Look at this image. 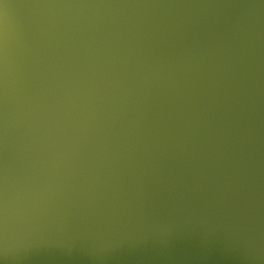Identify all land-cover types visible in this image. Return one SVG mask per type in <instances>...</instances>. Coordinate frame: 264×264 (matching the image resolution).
Here are the masks:
<instances>
[{
	"label": "water",
	"instance_id": "obj_1",
	"mask_svg": "<svg viewBox=\"0 0 264 264\" xmlns=\"http://www.w3.org/2000/svg\"><path fill=\"white\" fill-rule=\"evenodd\" d=\"M71 39L102 59L112 58V75L119 72L112 95L116 98L117 88L127 84L131 100L127 109L135 119L146 113V148L150 150L155 143V136L152 140L148 137L149 128L158 130V126H152V114L160 117L165 139L169 135L173 139L169 141L173 151L167 162L177 149L191 159L189 142L195 144L194 136L199 131V142L211 146L206 156H214L215 149V156L220 152L219 162L227 168L223 179H227V172L230 185L240 192V211L247 213L252 188L264 196V0H0V154L2 151L6 159L0 175L21 152L30 165L39 170L47 168L48 177H55L53 182L64 183L57 180L61 177L67 181L69 172L73 173L63 164L69 163L67 156L78 140L87 145L95 167V150L83 115L92 109L87 119L93 128L100 104L87 107L91 102L79 99L75 92L74 108L57 82L60 71L53 54L54 43ZM42 53L47 54L51 64L50 92L63 108H55L43 91L39 100L44 118L51 121V130L47 124L42 130L36 129V122L27 130L26 89L43 66ZM167 63L176 67V84H169L171 92L180 85L182 99L178 107L169 97L167 107L160 108V103L157 110L154 107L158 103L150 92L157 84L163 90L168 86L162 84L165 78L161 79L164 76L160 71ZM107 72L102 77H107ZM39 88L43 90L41 85ZM138 91L144 96L141 102L135 98ZM125 109L123 106L119 120L126 125ZM114 112L117 128L119 121ZM33 114L36 116L35 111ZM172 118L177 121L171 124L170 133L166 127ZM99 127L96 121L93 137L98 143ZM136 131L141 135L137 126ZM137 140L136 147L142 149V139ZM146 148L142 152L147 153ZM53 150L62 154L59 160L52 157ZM252 164L255 168L243 173L246 165ZM186 173L184 183H193V176ZM16 183L23 180L17 178ZM61 187L68 188L65 183ZM27 195L18 196L17 206H22Z\"/></svg>",
	"mask_w": 264,
	"mask_h": 264
},
{
	"label": "rangeland",
	"instance_id": "obj_2",
	"mask_svg": "<svg viewBox=\"0 0 264 264\" xmlns=\"http://www.w3.org/2000/svg\"><path fill=\"white\" fill-rule=\"evenodd\" d=\"M54 45L53 54L57 71H60L59 74L57 73V82L59 88L62 87L60 89L63 94L70 97H68L70 104L75 108L73 103L75 92L78 93L79 99L84 98L85 102H91L86 105L87 107L100 104L98 109L100 112L98 111L94 118L93 128L90 127L87 119L92 109L86 110L83 115L91 141H94L96 158L98 157L95 159L96 174L93 155L87 145L79 140L75 142L74 151L67 156L69 163L63 164V167H71L74 174L69 172L67 181L56 177L60 179L57 180L58 182H64L69 189L66 187L62 189L61 185L64 183L53 182L55 177H48L47 168L39 170L37 166L27 163L25 155L21 152L17 153L16 157L13 156L14 160L10 162V168L0 175V264H257L261 233L264 232V196L260 191L256 187L252 188L246 215L244 211L243 213L240 211V192L234 186L227 184L230 214L224 209V216L216 215L213 218L209 243L204 226L193 232L189 229L187 222L174 225L172 214L175 193L185 190L184 175L191 159H188L182 150L177 149L173 152L174 154H171L173 155L171 162H167L169 154L173 151L169 141L172 142L173 139L171 135L165 139L163 125L158 126V130L154 126L153 128L156 129L154 132L149 128L148 134L150 140L155 135H159L157 143L160 147L159 153L152 152L151 145L150 150L146 148L149 146L146 143L147 140L141 138L145 137L143 127L146 125V113L144 116L140 115V119H135L131 111H127L129 110L127 107L131 105L127 84L123 88V84L117 88L116 98L112 95L119 72L112 75L111 57L102 59L95 52L78 47L76 40L72 39L69 42L55 41ZM40 59H44L40 62L43 66L38 70V76H32V82L26 89L28 106L25 129L27 130L31 129L34 122L37 125L36 129L42 130L47 124L48 130H51V121L44 118L42 103L38 99V95L43 91L46 96L48 94L50 101L54 100L52 103L55 104V108L62 107L58 105L60 102L56 96L50 92L52 88L48 73L51 70V64L48 62L47 54L42 53ZM106 70L110 73L107 72V77L104 78L102 76ZM160 71L164 76L161 79L165 78L162 84H168V86L163 90L157 84V87H154L157 91L152 90L151 96L154 97L157 105L161 103L162 109L167 107L166 102L169 97L172 100L174 98L171 101L175 103V106L180 107L179 99L182 97L180 85L174 92L173 90L171 92L169 87V84H176L173 81V77L176 76L175 65L167 63L161 67ZM158 82L161 84V81ZM139 84H141L140 81ZM38 85H44L43 90L40 91ZM34 91L38 95L37 93L31 95ZM170 92L171 95H169ZM142 97H144L143 94L138 91L136 101L141 102ZM47 101L49 102L48 98ZM157 105L155 104L154 108L159 110ZM123 106L126 107L127 120H132L126 121V125L119 121ZM34 111L36 116L33 114ZM113 112L119 121L117 128L113 124ZM96 121H99L100 129L104 130L106 127V130H111V133L105 132L111 136L104 133L102 144H98L93 137ZM106 121H109L110 125L104 124ZM175 121L177 118L174 120L172 118L169 127H166L170 133L171 124ZM136 126H140L141 135L136 131L133 132L132 129H136ZM128 133L133 134L130 136L134 141L139 138L142 142L144 141L143 144L146 145H141V148L145 147L147 153L141 151V156L137 155L131 146L132 139L128 138ZM29 135L28 133L27 137H30ZM137 142L138 140L135 142L136 145ZM5 163L6 159L3 158L1 151L0 169ZM166 165L167 170L162 174ZM53 168L52 165L50 170L52 171ZM225 176H227L225 181L229 180L227 172ZM17 178L23 180V183L17 184ZM142 183L143 185H140ZM253 185L258 186L255 181ZM235 190L238 193L234 195ZM25 194H28V197L22 206H17L18 196ZM209 200L201 201L209 203ZM211 200L214 202L213 199ZM168 202L170 205L166 206ZM142 206L145 207L146 214L138 220L137 214ZM155 206L158 208H156L157 221L152 230L149 228L152 225V210ZM243 224H245L244 227ZM221 230L228 235L226 244L220 243L223 234ZM205 242L208 244L205 245ZM239 245L240 250L241 246L245 247L241 252H237ZM149 254H151L150 257H148Z\"/></svg>",
	"mask_w": 264,
	"mask_h": 264
},
{
	"label": "bare ground",
	"instance_id": "obj_3",
	"mask_svg": "<svg viewBox=\"0 0 264 264\" xmlns=\"http://www.w3.org/2000/svg\"><path fill=\"white\" fill-rule=\"evenodd\" d=\"M45 54V53H44ZM45 56V55H44ZM42 58V57H41ZM44 60V59H43ZM42 60V61H43ZM49 60V59H48ZM45 61H47L45 59ZM49 62V61H48ZM42 64V63H40ZM168 66V65H167ZM47 67V66H46ZM50 69V68H49ZM45 70V69H44ZM47 70V69H46ZM48 71V70H47ZM47 73V72H46ZM110 73V72H108ZM49 74V73H48ZM46 76V74H44ZM46 78V77H45ZM48 78V77H47ZM38 80V79H37ZM36 80V81H37ZM32 82V81H31ZM43 82V81H42ZM50 82V81H49ZM39 82H37L38 84ZM45 83V82H43ZM142 83V82H141ZM36 84V83H35ZM33 85V84H32ZM39 86V85H38ZM44 86V85H43ZM42 86V87H43ZM46 87V86H45ZM121 87V86H120ZM30 88V87H29ZM41 88V87H40ZM123 88V87H122ZM121 88V89H122ZM156 88V87H155ZM46 89V88H45ZM34 90V89H33ZM123 90V89H122ZM121 90V91H122ZM156 90V89H155ZM47 91V90H46ZM157 91V90H156ZM38 92V90H37ZM65 92V91H64ZM161 92V91H160ZM34 93V92H33ZM50 93V92H49ZM155 93V91H154ZM159 94V93H158ZM157 94V95H158ZM34 95V94H33ZM38 95V93H37ZM176 95V94H175ZM39 96V95H38ZM67 96V95H66ZM125 96V95H124ZM141 96V95H140ZM174 96V95H173ZM179 96V95H178ZM31 97V96H30ZM54 97V96H53ZM69 97V96H68ZM67 97V98H68ZM127 97V96H126ZM175 97V96H174ZM180 97V96H179ZM70 98V97H69ZM143 98V97H142ZM157 98V97H156ZM29 99V97H28ZM32 99V98H31ZM39 99V98H38ZM52 99V98H51ZM73 99V98H72ZM166 99V98H165ZM182 97L179 99L181 100ZM36 100V99H35ZM155 100V99H154ZM174 100V98H173ZM172 100V101H173ZM54 101V100H53ZM38 102V101H37ZM72 102V101H71ZM159 102V100H158ZM40 103V101H39ZM74 103V102H73ZM167 103V102H166ZM181 103V102H180ZM33 104V103H32ZM36 104V103H35ZM41 104V103H40ZM179 104V103H178ZM55 105V104H54ZM129 105V103H128ZM28 106V104H27ZM33 106V105H32ZM127 106V105H126ZM159 106V105H157ZM180 106V105H179ZM31 107V106H30ZM34 107V106H33ZM60 108V107H59ZM35 109V108H34ZM110 109V107H109ZM105 111V110H104ZM113 111V110H112ZM111 111V112H112ZM130 112V110H127ZM126 111V112H127ZM30 112V111H29ZM41 112V111H40ZM110 112V110H109ZM107 113V112H106ZM106 113L105 116H106ZM30 114V113H29ZM111 114V113H110ZM33 115V114H32ZM100 116V115H99ZM140 116V115H139ZM144 116V115H143ZM107 117V116H106ZM111 117V116H110ZM131 117V116H130ZM141 117V116H140ZM139 117V119H140ZM100 118V117H98ZM108 119V118H106ZM128 119V118H127ZM100 120V119H99ZM131 120V119H130ZM128 120V121H130ZM120 121V120H119ZM127 121V122H128ZM132 121V120H131ZM151 121H152V126H161L159 124V116H156V115H151ZM28 122V121H27ZM139 122H142L139 120ZM96 123V122H95ZM119 123V122H118ZM144 123V121H143ZM142 123V124H143ZM146 123V122H145ZM171 123V122H170ZM103 124V123H102ZM107 125V124H106ZM145 126V125H144ZM121 127V126H120ZM125 127V126H124ZM140 127V126H139ZM169 127V126H168ZM126 128V127H125ZM145 128V127H143ZM119 130H121L119 128ZM133 132L136 131V129H132ZM142 130V129H141ZM169 130V129H168ZM105 132H108V133H111V130L110 129H107L106 130V127L104 130L100 129L99 128V135L101 138H99V143L102 144L104 143V133ZM129 132V131H128ZM108 133H105L106 135H109L111 136L110 134ZM127 133V132H126ZM124 133V134H126ZM135 133V132H134ZM137 133V131H136ZM199 133V131H198ZM197 133V135H198ZM129 134V133H128ZM127 134V135H128ZM142 134V133H141ZM122 135V134H121ZM133 134H129V137L128 138H131V136ZM136 135V134H135ZM196 135V134H195ZM197 135L194 136V142L195 144H192L191 142H189V145L190 147L192 148V157H191V160H190V164H189V167H188V170H187V173L186 175L188 176H193V183H190L188 182L186 187H185V190L181 193L177 192L175 193V205H174V208H173V214H172V223H174V225H177V224H181L182 222H184L183 224H185V222H187L188 226H189V229L193 232H196L199 227L201 226H204L205 230L204 232H207L205 234V236L208 238V243L209 241L211 240V237L209 235V232H211V228H212V220L213 218L216 216V215H225L223 212H224V209H226L225 211H229L230 210V206H229V201L228 200V191H227V184H230L231 182L230 181H225L223 178V173L224 171L227 170V168L221 164L219 161L222 159L220 158V152L218 154V157L215 156L217 154V150L214 148H212V150L215 151V154L214 156L211 157H207L206 156V151H209L208 148H210L211 146H207V142H204V143H201L199 142V139L197 138ZM144 136V134H143ZM156 137L154 138V142L153 145H152V148L151 150H153L152 152H155L156 153H159L158 151H160V147L158 146V138H159V135H155ZM125 137V136H124ZM136 137V136H135ZM142 138V137H141ZM196 138H197V142H196ZM30 139V138H29ZM144 139V137H143ZM192 139V137L190 138V140ZM221 141H225L223 137L220 138ZM229 140V138H227ZM80 141V140H79ZM137 141V140H136ZM133 139L131 141V146H133L134 150L137 152V155L139 156L142 149H140V147H136V144ZM78 142V141H77ZM94 142V141H93ZM144 142V141H143ZM98 143V144H99ZM188 143V142H187ZM83 144V143H82ZM130 144V142H129ZM145 144V143H144ZM149 144V143H148ZM79 145V144H78ZM95 145V143H94ZM146 145V144H145ZM98 146V145H97ZM144 146V145H143ZM197 146V148H195ZM81 147V146H80ZM94 147V146H93ZM224 147V146H223ZM76 148V147H75ZM79 148V147H78ZM95 148V147H94ZM127 148H128V145H127ZM148 149V148H147ZM146 149V151H147ZM84 150V149H83ZM98 150V149H97ZM96 150V151H97ZM211 150V151H212ZM224 152V150H222ZM146 153V152H145ZM75 154V153H73ZM153 154V153H152ZM79 155V154H78ZM149 155V154H148ZM62 154H60V152H57L55 153V151L53 150L52 152V157H54L55 160H59L61 158ZM84 156V155H82ZM81 156V157H82ZM98 156V155H97ZM146 156V155H145ZM153 156V155H152ZM155 157V156H154ZM165 157V160H166V155L164 156ZM222 157V156H221ZM78 158V156H77ZM98 158V157H97ZM96 158V159H97ZM82 159V158H81ZM80 159V160H81ZM84 159V158H83ZM82 159V160H83ZM142 159V158H141ZM149 159V157H148ZM154 160V159H153ZM223 161V160H222ZM74 162V161H73ZM83 162V161H81ZM152 162V161H151ZM154 162V161H153ZM152 162V163H153ZM171 162V161H170ZM72 163V162H71ZM84 163V162H83ZM155 163V162H154ZM77 164V163H76ZM80 164V162H79ZM68 165V164H67ZM85 164H83L84 166ZM170 165V164H169ZM241 165V164H240ZM239 165V166H240ZM72 166V165H71ZM87 166V164L85 165ZM242 168H243V165H241ZM248 168L247 169H243V173L245 172H248L250 170H253V168H255V164H252L251 167H249V165H246ZM151 168V167H150ZM232 168V167H230ZM241 169V167H239ZM167 170V166L163 168L162 170V174L165 173V171ZM233 171H235L236 169H234V167L232 168ZM149 172V171H148ZM150 173V172H149ZM232 173V171H231ZM150 175V174H149ZM147 176V175H146ZM148 179V178H147ZM142 180V179H141ZM144 180V179H143ZM140 185H143L140 184ZM231 186V185H230ZM180 187V185H179ZM184 187V186H183ZM142 195V194H141ZM147 195V194H146ZM145 195V196H146ZM139 195H137L138 197ZM143 197V195H142ZM173 197V196H172ZM140 198V197H139ZM163 198V197H162ZM169 198V197H168ZM173 198V199H174ZM137 199V198H136ZM205 199H210L209 200V203L206 201L205 203H203L202 201L205 200ZM213 199L214 202L211 200ZM145 200V198H144ZM165 200V199H164ZM168 200V199H167ZM172 200V199H171ZM202 200V201H201ZM141 201V200H140ZM173 201V200H172ZM143 202V201H142ZM171 202V201H170ZM137 203V202H136ZM135 203V205H136ZM139 204H141L140 202H138ZM137 203V204H138ZM159 203V202H158ZM165 203V202H163ZM169 203V202H168ZM157 205V204H156ZM159 205V204H158ZM157 205V206H158ZM163 205V204H161ZM167 205H170L169 204H166ZM157 206H155V208L152 210V222H151V228L149 229H152L155 227L156 225V221H157V212H156V208ZM172 206V205H171ZM243 206V205H242ZM149 207V206H148ZM147 207V208H148ZM161 207V206H159ZM165 207V206H164ZM170 207V206H169ZM171 208V207H170ZM134 209V208H133ZM158 209V208H157ZM163 209V208H162ZM169 209V208H168ZM135 210V209H134ZM149 210V208H148ZM165 210V209H164ZM159 211V210H157ZM166 211V210H165ZM170 212V210H168ZM166 211V212H168ZM150 212H151V209H150ZM164 212V211H163ZM160 213V211H159ZM162 213V211H161ZM146 214V209L145 207H140L139 211H138V214H137V219L138 220H141V218L144 217V215ZM229 214H230V211H229ZM163 215H165V213H163ZM171 215V214H170ZM264 215V214H263ZM160 216V215H159ZM160 220V219H159ZM159 222V221H158ZM263 222H264V216H263ZM159 224V223H158ZM245 226V224H243V227ZM142 227V226H141ZM223 231V234L221 236V241L220 243H225L227 242V234L224 232V230H221ZM151 235V234H150ZM153 240V239H152ZM208 243H204L205 245H207ZM151 244H152V241H151ZM244 244H246L244 242ZM260 248H259V253L257 255V264H264V232L261 233V241H260ZM245 247L241 246V250H240V245L238 246V249H237V252H241L244 250ZM151 253V251H150ZM151 254L148 255V257H150ZM124 264V263H123Z\"/></svg>",
	"mask_w": 264,
	"mask_h": 264
}]
</instances>
